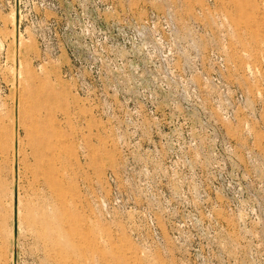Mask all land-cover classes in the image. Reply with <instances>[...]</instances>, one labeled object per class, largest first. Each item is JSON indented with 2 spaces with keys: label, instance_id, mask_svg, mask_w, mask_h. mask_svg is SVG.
I'll return each instance as SVG.
<instances>
[{
  "label": "rangeland",
  "instance_id": "1",
  "mask_svg": "<svg viewBox=\"0 0 264 264\" xmlns=\"http://www.w3.org/2000/svg\"><path fill=\"white\" fill-rule=\"evenodd\" d=\"M0 264H264V0H0Z\"/></svg>",
  "mask_w": 264,
  "mask_h": 264
}]
</instances>
